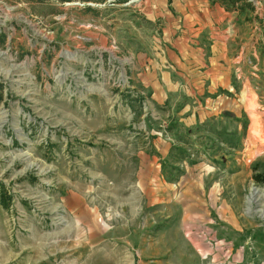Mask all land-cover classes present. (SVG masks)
<instances>
[{
  "label": "rangeland",
  "instance_id": "374dc122",
  "mask_svg": "<svg viewBox=\"0 0 264 264\" xmlns=\"http://www.w3.org/2000/svg\"><path fill=\"white\" fill-rule=\"evenodd\" d=\"M105 1L0 0V264H264V0H215L229 86L189 126L132 78L164 19Z\"/></svg>",
  "mask_w": 264,
  "mask_h": 264
},
{
  "label": "crops",
  "instance_id": "0c3cea01",
  "mask_svg": "<svg viewBox=\"0 0 264 264\" xmlns=\"http://www.w3.org/2000/svg\"><path fill=\"white\" fill-rule=\"evenodd\" d=\"M146 1L151 17L163 18L162 31L173 38L148 54L133 55L136 86L150 92V100L157 106L165 103L168 95H188L190 106L177 113L184 125L211 119L217 114L211 112L214 95L229 86L230 15L234 18L236 4L224 7L215 0H143L142 10ZM231 112L236 118L235 110Z\"/></svg>",
  "mask_w": 264,
  "mask_h": 264
},
{
  "label": "built area",
  "instance_id": "2783aa9c",
  "mask_svg": "<svg viewBox=\"0 0 264 264\" xmlns=\"http://www.w3.org/2000/svg\"><path fill=\"white\" fill-rule=\"evenodd\" d=\"M133 0H128L124 3H121V6H127L129 3H131ZM114 2V0H106L104 3L102 4H97V3H76L77 6L82 7V6H86V7H91V8H103L105 6V4L108 5H113L112 3ZM90 25H87L86 28H89ZM79 38V37H78ZM81 39V38H80Z\"/></svg>",
  "mask_w": 264,
  "mask_h": 264
},
{
  "label": "bare ground",
  "instance_id": "6f19581e",
  "mask_svg": "<svg viewBox=\"0 0 264 264\" xmlns=\"http://www.w3.org/2000/svg\"><path fill=\"white\" fill-rule=\"evenodd\" d=\"M256 194H257V191H256V190H253V191H252V194H251V197H250L251 201L253 200V197H254ZM249 201H250V200H249Z\"/></svg>",
  "mask_w": 264,
  "mask_h": 264
},
{
  "label": "trees",
  "instance_id": "16d2710c",
  "mask_svg": "<svg viewBox=\"0 0 264 264\" xmlns=\"http://www.w3.org/2000/svg\"><path fill=\"white\" fill-rule=\"evenodd\" d=\"M60 1H63V2L65 1V2H66V1H71V0H60ZM82 1H90V0H82ZM94 1H98V2H99V1H102V0H94ZM120 1H122V0H118V2H120ZM122 3H123V2H122ZM230 4H231V3H230Z\"/></svg>",
  "mask_w": 264,
  "mask_h": 264
}]
</instances>
